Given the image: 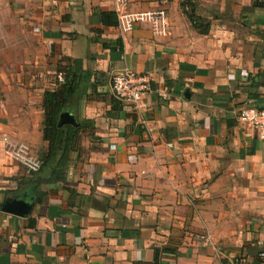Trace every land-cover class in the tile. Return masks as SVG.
<instances>
[{"label": "crops", "instance_id": "0c3cea01", "mask_svg": "<svg viewBox=\"0 0 264 264\" xmlns=\"http://www.w3.org/2000/svg\"><path fill=\"white\" fill-rule=\"evenodd\" d=\"M256 2L0 0L1 50L29 64L0 76L17 79L0 87L1 133L40 160L43 95L85 79L64 183L38 184L0 143V264H264V142L237 119L264 96ZM127 70L153 79L144 109L113 102ZM14 200L27 216L2 211Z\"/></svg>", "mask_w": 264, "mask_h": 264}, {"label": "trees", "instance_id": "16d2710c", "mask_svg": "<svg viewBox=\"0 0 264 264\" xmlns=\"http://www.w3.org/2000/svg\"><path fill=\"white\" fill-rule=\"evenodd\" d=\"M255 5H264L258 4ZM101 21L106 26H118L115 14H101ZM196 24V21L191 18ZM69 73L65 72L64 80L61 86L53 91L46 92L42 99V110L44 112V120L42 123L43 141L47 143V151L40 158L41 168L38 171V179L40 185L64 183L66 181V173L70 164V155L79 145L82 126L76 127L71 125H59L60 116L64 113H71L69 104L76 95L79 88L78 80L81 82L84 76L81 74L69 78ZM79 76V77H78ZM114 104L121 106L123 102L114 96ZM114 109H117L114 107Z\"/></svg>", "mask_w": 264, "mask_h": 264}, {"label": "built area", "instance_id": "2783aa9c", "mask_svg": "<svg viewBox=\"0 0 264 264\" xmlns=\"http://www.w3.org/2000/svg\"><path fill=\"white\" fill-rule=\"evenodd\" d=\"M58 79L62 82L61 78ZM110 84L111 91L117 99L137 109H144V100L152 92L153 79L149 74L127 70L113 75ZM237 119L239 123L252 129L258 140L264 142V96L260 108H243ZM0 143L3 144L5 153L13 164L19 165L28 174L38 173L41 161L32 155L26 144L13 140L1 132ZM208 239L202 237L205 242H208Z\"/></svg>", "mask_w": 264, "mask_h": 264}, {"label": "rangeland", "instance_id": "374dc122", "mask_svg": "<svg viewBox=\"0 0 264 264\" xmlns=\"http://www.w3.org/2000/svg\"><path fill=\"white\" fill-rule=\"evenodd\" d=\"M1 43V42H0ZM1 45V44H0ZM2 48H1V46H0V53L2 52L3 53V55H1V59H4L5 57H3L5 54H7L6 56V58L5 59H8V60H5L4 62H0V76L2 75V73H3V71H5L7 74H11V73H21V71L23 70V72L25 73H27V66H29V64H27L26 63V61L24 60L23 62H21V61H19V63H20V66L19 67H17V64L16 63H14V62H10V59L11 60H14V58H16L17 56H15L16 54L15 53H13L12 51H15V50H13L11 47H9V46H7V47H4L3 48V50H1ZM18 54V53H17ZM19 55V58H21L20 56H21V53H19L18 54ZM3 57V58H2ZM13 58V59H12ZM23 58V57H22ZM10 78H7V79H1L0 78V87L2 86V85H4L5 84V82H7V84L8 85H13V84H16L17 82H16V80L17 79H14V80H12L13 82H10ZM26 80H21L20 82L22 83V84H25L24 82H25ZM14 86V85H13ZM21 98H22V102L23 101H25V98H26V96H25V94L24 95H21L20 96ZM18 98H19V96H18Z\"/></svg>", "mask_w": 264, "mask_h": 264}, {"label": "water", "instance_id": "95a60500", "mask_svg": "<svg viewBox=\"0 0 264 264\" xmlns=\"http://www.w3.org/2000/svg\"><path fill=\"white\" fill-rule=\"evenodd\" d=\"M59 125H71L76 127L77 123L74 117L69 113H64L60 116ZM31 205L22 200H14L12 202H6L2 208V211L7 214H12L18 217H25L29 214Z\"/></svg>", "mask_w": 264, "mask_h": 264}]
</instances>
